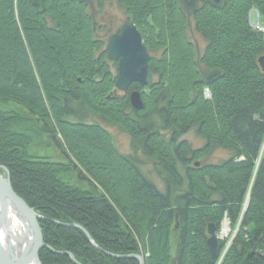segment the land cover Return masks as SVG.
Wrapping results in <instances>:
<instances>
[{
	"label": "trees",
	"instance_id": "obj_1",
	"mask_svg": "<svg viewBox=\"0 0 264 264\" xmlns=\"http://www.w3.org/2000/svg\"><path fill=\"white\" fill-rule=\"evenodd\" d=\"M120 1L146 46L159 52L148 86H139L141 112L129 95H115L108 52L84 1L0 0V165L44 217L42 264H78L71 255L81 264H140L111 255L138 253L144 264H264V34L249 13L258 9L264 18V0H223L222 7L202 0L191 19L181 0ZM193 24L206 40L200 65L221 70L211 84L199 80ZM90 114L124 127L135 145L144 138L166 191ZM28 121L53 130L79 167L31 153L32 135L21 128ZM192 128L204 147L182 139ZM220 147L231 156L199 160ZM80 169L95 183L80 179ZM70 173L80 185L66 180ZM225 219L238 232L218 239L213 260L208 226L218 234Z\"/></svg>",
	"mask_w": 264,
	"mask_h": 264
},
{
	"label": "water",
	"instance_id": "obj_2",
	"mask_svg": "<svg viewBox=\"0 0 264 264\" xmlns=\"http://www.w3.org/2000/svg\"><path fill=\"white\" fill-rule=\"evenodd\" d=\"M201 1L202 0H181L182 9L189 18L199 9ZM206 1L216 7H222L223 5V0ZM196 48L198 50L199 69L201 71L199 80L205 84H211L221 75V70H210L207 67L201 66L199 58L201 49L197 41ZM107 52L109 60L119 62V74L115 82L119 90L127 91L133 82L139 83L140 86L144 87L148 85L150 55L142 39V34L134 23L124 25L122 32L110 36ZM259 62L264 68V56L259 59ZM110 97L111 95L109 98ZM129 100L130 105H132L136 111H142L146 106L143 95L138 90L131 91ZM57 142V145L62 146L58 138L56 140V143ZM64 154L67 160L73 163V167L75 169L78 168V164L73 161L68 152L64 150ZM196 166H199V163H196ZM78 176L80 179L83 178L90 183H94L82 170H80ZM247 197L244 209H247L250 202L249 195ZM11 212H13L17 218H20L26 231L25 234L19 238H16L12 233L11 220L9 219ZM41 218L44 217L33 207H30L25 199L15 192L11 184L9 169L5 165H0V264H42L40 253L42 248L47 247V244L43 239L42 228L39 225V220ZM72 225L84 230L94 247L101 248L84 227L76 223ZM208 231L209 237L207 242L209 252L212 255V259L217 260L219 257V236L214 223L209 224ZM254 250L257 251L256 247ZM257 252L260 253V251ZM111 255L115 257H134L140 264H144L145 262L144 256L141 253ZM71 258L75 260L76 263L81 264L73 255H71Z\"/></svg>",
	"mask_w": 264,
	"mask_h": 264
},
{
	"label": "rangeland",
	"instance_id": "obj_3",
	"mask_svg": "<svg viewBox=\"0 0 264 264\" xmlns=\"http://www.w3.org/2000/svg\"><path fill=\"white\" fill-rule=\"evenodd\" d=\"M90 4L92 3V0H88ZM99 10L96 12L93 9L90 11V14L92 17H95L96 20H98L99 23L107 21V23H111L108 25V27L103 30L99 27L97 30V37H102L105 38L106 36L109 35L112 31L110 28L115 29L117 25H119L121 22L125 21L126 14L124 12L123 8H118L115 5L110 4L109 2H106L105 5L101 8L98 7ZM195 13V12H194ZM96 14V15H95ZM94 15V16H93ZM106 18V19H105ZM192 21V20H191ZM264 21V19H262ZM191 27L188 30V37L191 38L192 41H197L199 44V48L203 50L206 40L203 38L195 29L194 24L190 25ZM112 69L115 68V65L111 66ZM157 79V76L154 77ZM205 91V96L206 98L211 97V90H209L208 87L204 89ZM210 93V95H208ZM89 121H95L98 123H101L104 125L105 128H107L113 135V138H115L116 146L120 151L126 154H131L133 153V148H132V142L133 138L131 137L130 133L122 126L115 125L114 123L108 124L106 121H104L101 117H96L94 115H89L88 117ZM23 131H28L31 133L32 138H33V143L30 146L31 153L34 155H39L42 157H48L52 160L55 161H68L65 154L64 150L65 145L63 144V141L61 139L59 140L62 142V146L57 145L58 142L56 143L57 136L52 138L50 135H48L47 130L44 131L42 130L41 126L37 127L32 121H28L24 124V126H21ZM170 132H162L160 135L166 140L168 139L171 135ZM59 136V135H58ZM182 139L188 140V142L195 148H202L205 145V139L201 134H198L196 129L192 128L189 129L185 134H183ZM143 143V140H141V145ZM68 152V151H67ZM69 153V152H68ZM231 156L230 151L226 148H215L209 152V156L206 157H200L199 160H202L203 163H221V161L226 160ZM138 159L141 161V169L143 170L144 174L154 182L156 186H158L161 190L166 191V182L164 179L161 178V175L158 174L157 167L156 165H159V163L156 162L152 158L144 157V155L140 152L138 154ZM79 167V165H78ZM77 169V168H76ZM82 170V169H80ZM84 172V170H82ZM80 172V171H78ZM90 179L91 177L84 172ZM78 176V174H77ZM66 180L69 181V183H73L76 185H80L81 183L77 180L76 175L73 173L67 174L66 175ZM94 183L95 181L91 179ZM88 182V181H87ZM224 222H227L228 224V232H224L223 227H224ZM223 222V226L220 229V232L218 233L219 238L221 239H227L230 238V241L235 237V234L238 232V226L235 227V229L232 228L231 222L228 219H225Z\"/></svg>",
	"mask_w": 264,
	"mask_h": 264
},
{
	"label": "flooded vegetation",
	"instance_id": "obj_4",
	"mask_svg": "<svg viewBox=\"0 0 264 264\" xmlns=\"http://www.w3.org/2000/svg\"><path fill=\"white\" fill-rule=\"evenodd\" d=\"M82 2L84 1L85 3H86V9H87V11H91L92 9L95 11L96 10V12H98L97 10H99L98 9V7H103L104 5H105V3L106 2H109L110 4H112V5H115V6H117L118 8H123L124 9V12H125V14H126V20L125 21H123V22H121L119 25H117V27L115 28V29H113V28H110V30L112 31L111 33H109V35L108 36H106L105 38H102V37H100L99 39L101 40V41H103L104 43H105V49H106V52H107V46H108V44H109V38H110V36H112V35H114V34H117V33H120V32H122V30H123V27H124V25H126V24H128V23H134L133 22V20L129 17V15H128V12H127V10L125 9V7L123 6V4L121 3V1L120 0H92V3L90 4V2L88 1V0H81ZM91 15V14H90ZM96 15V14H95ZM94 16V15H93ZM193 16V15H192ZM91 17H92V15H91ZM96 17V16H95ZM95 17H92V19L94 20V22H95V31H97L98 30V28L100 27L101 28V30H103V29H105L106 30V28L108 27V25H110L111 23L109 22V23H107V21L105 20V22H103V23H99L98 22V20H96L95 19ZM192 18V17H191ZM190 18V19H191ZM106 19V18H105ZM135 24V23H134ZM136 25V24H135ZM137 27V26H136ZM138 29V28H137ZM140 30V29H139ZM141 32V31H140ZM142 34V33H141ZM142 39H143V37H142ZM143 41H144V44H145V40L143 39ZM145 46H146V44H145ZM146 48H147V50H148V53H149V55H150V60H151V58L152 57H155L159 52H157V51H155V50H150L147 46H146ZM109 59V58H108ZM149 60V61H150ZM109 63H110V66H112V65H115V68L114 69H112L111 68V70H110V72L113 74V77H116V79H117V77H118V66H119V62L118 61H111V60H109ZM150 63H151V61H150ZM150 63H149V66H150ZM148 72H150L149 71V69H148ZM148 80H149V76H148ZM115 82H116V80H115ZM149 84V83H148ZM139 86H140V84L139 83H136V82H133L132 84H131V86L129 87V89L127 90V91H123V90H119L118 88H117V86H115V88H114V92H115V95H117V96H124V95H129V97H130V93H131V91L132 90H138L139 91ZM148 86V85H147ZM136 111V110H135ZM138 112H141V111H138ZM116 125V124H115ZM47 130V133H48V135H50L52 138L54 137V133H53V130H51L50 128H47L46 129ZM143 140V143H142V145H141V147L140 146H138V145H135L133 142H132V148H133V153H131L133 156L135 155L136 156V158L138 157V154L141 152L143 155H144V157H145V152H144V138L142 139ZM138 159V158H137ZM140 160V159H139ZM199 161V160H198ZM201 162H203L202 160H200ZM157 162V161H156ZM156 162H155V164H156ZM198 163H200V162H198Z\"/></svg>",
	"mask_w": 264,
	"mask_h": 264
},
{
	"label": "bare ground",
	"instance_id": "obj_5",
	"mask_svg": "<svg viewBox=\"0 0 264 264\" xmlns=\"http://www.w3.org/2000/svg\"><path fill=\"white\" fill-rule=\"evenodd\" d=\"M9 219L11 220V229H12V233L14 234V236L16 238H19L20 236H23L26 231L24 229V226H23L20 218H17L15 216V214L13 212H11L10 215H9ZM223 230L226 233L229 231L227 222H224Z\"/></svg>",
	"mask_w": 264,
	"mask_h": 264
},
{
	"label": "built area",
	"instance_id": "obj_6",
	"mask_svg": "<svg viewBox=\"0 0 264 264\" xmlns=\"http://www.w3.org/2000/svg\"><path fill=\"white\" fill-rule=\"evenodd\" d=\"M253 12H250V24H252L255 30H259L264 34V21H262L263 16L261 12H259L258 10H254ZM208 95H210V93Z\"/></svg>",
	"mask_w": 264,
	"mask_h": 264
}]
</instances>
